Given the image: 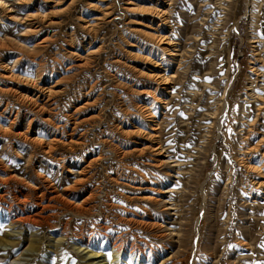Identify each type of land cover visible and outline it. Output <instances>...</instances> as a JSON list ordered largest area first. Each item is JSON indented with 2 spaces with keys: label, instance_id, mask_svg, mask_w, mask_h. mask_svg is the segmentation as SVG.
<instances>
[{
  "label": "rangeland",
  "instance_id": "rangeland-1",
  "mask_svg": "<svg viewBox=\"0 0 264 264\" xmlns=\"http://www.w3.org/2000/svg\"><path fill=\"white\" fill-rule=\"evenodd\" d=\"M162 263L264 264V0H0V264Z\"/></svg>",
  "mask_w": 264,
  "mask_h": 264
},
{
  "label": "bare ground",
  "instance_id": "bare-ground-1",
  "mask_svg": "<svg viewBox=\"0 0 264 264\" xmlns=\"http://www.w3.org/2000/svg\"><path fill=\"white\" fill-rule=\"evenodd\" d=\"M163 41L162 42H164L165 41V39L164 38H161ZM160 39V40H161ZM170 46V45H169ZM174 48H177V46L176 47H174ZM172 57V56H171ZM158 65H156V67H157ZM155 67V68H156ZM161 73H164L163 75H160ZM167 74V70H163V69H161V71L159 72V73H157V75H152V77H155V78H158L159 80H161V83H163V85H168V76L166 75ZM168 88L169 87H166V88H164V94H165V92H167V90H168ZM42 89V88H41ZM170 89V88H169ZM47 90V89H46ZM41 91V90H40ZM228 91H229V86H226V88H225V90H224V92H223V95H222V98H221V100H222V104L219 106V109H218V111L215 113H211V114H209L208 115V117H209V121H210V125L209 126H206V127H208V128H218V129H220L221 128V126H222V122H223V119H224V117H225V115H226V113H227V110H228V103H227V95H228ZM218 101V100H217ZM165 109V108H164ZM205 120H207V119H205ZM209 123V122H208ZM159 124H156V126H158ZM159 128V127H158ZM158 128L157 127H153L152 129H151V131L152 132H154L153 134H150L149 136L150 137H154V139L155 138H158L159 136H158ZM159 150V149H158ZM160 150H162V148H160ZM160 152H162V151H160ZM159 151H158V154H160V155H163V154H161ZM157 154V155H158ZM162 162V161H161ZM177 166H179V164L178 163H176L175 164V166L174 167H177ZM71 171V170H70ZM173 210V209H172ZM168 260V259H167ZM164 263V262H163ZM162 263V264H163Z\"/></svg>",
  "mask_w": 264,
  "mask_h": 264
}]
</instances>
